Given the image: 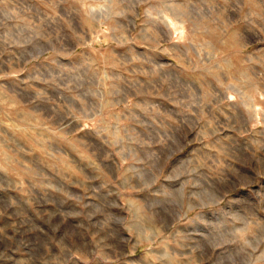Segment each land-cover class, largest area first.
Returning <instances> with one entry per match:
<instances>
[{
  "label": "rangeland",
  "instance_id": "rangeland-1",
  "mask_svg": "<svg viewBox=\"0 0 264 264\" xmlns=\"http://www.w3.org/2000/svg\"><path fill=\"white\" fill-rule=\"evenodd\" d=\"M0 264H264V0H0Z\"/></svg>",
  "mask_w": 264,
  "mask_h": 264
}]
</instances>
